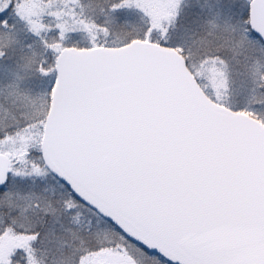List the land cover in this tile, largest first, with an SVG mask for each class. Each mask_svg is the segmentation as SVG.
<instances>
[{
  "label": "water",
  "instance_id": "1",
  "mask_svg": "<svg viewBox=\"0 0 264 264\" xmlns=\"http://www.w3.org/2000/svg\"><path fill=\"white\" fill-rule=\"evenodd\" d=\"M249 26L264 43V0L251 1ZM43 158L173 264H264V124L212 102L173 48L63 49ZM10 174L0 153V190Z\"/></svg>",
  "mask_w": 264,
  "mask_h": 264
},
{
  "label": "rangeland",
  "instance_id": "2",
  "mask_svg": "<svg viewBox=\"0 0 264 264\" xmlns=\"http://www.w3.org/2000/svg\"><path fill=\"white\" fill-rule=\"evenodd\" d=\"M251 1L136 0L140 5L129 7L140 13L137 30L146 37L134 40L171 42L174 47H166L186 58L190 73L213 102L264 122V48L249 26ZM8 3L0 0V12ZM19 3L17 15L38 38L36 46H24L26 53L12 56L9 65L0 59V95L6 101L0 100V153L9 157L11 167L0 203L21 210L11 214L14 226L28 230L45 224L48 234L37 238L0 233V264H11L23 252L28 264H169L128 241L84 206L40 161L41 155L45 161L44 126L57 56L65 48L125 46L132 42L131 29L107 32L77 17L82 13L74 10L75 5L81 9L76 0ZM93 15L98 12L93 10ZM2 44V51H16L21 40L0 33ZM2 220L0 228L7 222ZM48 243L53 245L49 249Z\"/></svg>",
  "mask_w": 264,
  "mask_h": 264
},
{
  "label": "trees",
  "instance_id": "3",
  "mask_svg": "<svg viewBox=\"0 0 264 264\" xmlns=\"http://www.w3.org/2000/svg\"><path fill=\"white\" fill-rule=\"evenodd\" d=\"M21 1H23V0H8V2H9L8 5L4 8V10L2 12H0V33H3L6 36H10L11 38L14 37V35H15L18 37L19 40H21L20 47H15L16 51L12 50V48H9V50L3 49V51H2L1 47L4 44L0 45L1 46L0 47V59H2V64L4 66L9 65L10 59L12 60L13 59L12 56H14L15 54L26 53V51L24 50V46L29 48L28 45L33 43L36 46V43H37L35 40H36V38H38V36H36V34H34V33L31 34L32 32L30 33L27 30L28 27L25 24V20H23L21 18V16L19 17L17 15L16 7H18V4H20L19 2H21ZM76 1L80 2L79 4H80L81 9L77 5H75L74 10L77 9L78 12L82 13V15L77 16V17H81L83 20H85L87 22H90V21L94 22L93 24L94 25L97 24L100 29L107 30V32H109V31L117 32V31H120L119 29H121V27H124L126 29L130 28L131 29L130 33L133 36L129 39L130 41H133L135 38L146 37V34L141 32L140 30H137V26L139 24H141L140 21L142 20L139 16L140 13H138V12L136 13V12L130 10L131 8L129 7V5H133V7H134V5L139 6L140 5L139 2L134 4V1H136V0H76ZM98 9H99V11H98ZM93 10H96L98 12V16L93 15ZM10 33L12 35H10ZM253 35H254L253 38L258 41V43L261 45L262 48H264L263 42L255 34H253ZM74 42H73V44H74ZM152 42L159 44V45H162V46H165V47L166 46L174 47L171 42L165 41L166 44H163V42L158 41V40H155ZM77 44H79V43H77ZM118 46L122 47L123 44L118 45ZM0 76H2V75H0ZM54 83H55V79H54V82L52 84V88H51L50 92H52V89L54 87ZM50 94L52 95V93H50ZM0 100L2 102H6L3 99V97H1V95H0ZM50 102H51V96L49 97V108H50ZM3 130L4 129H2L1 131H3ZM5 131L7 132V130H5ZM40 161L44 165H46L45 161L42 160V155L40 157ZM67 188L70 191V193L74 196V198H76V195L73 193V191L69 187H67ZM5 189H3V191L1 192V195L3 194ZM82 204H84V206H87L84 202H82ZM87 207L91 211H94L89 206H87ZM16 212H21V210L18 208H15V206L14 207H12V206L8 207V206H5L3 203H0V220L3 219L2 222H4L5 220L7 221L0 228V233H2V234L15 233V234H30V235L34 234V235H37V238H44L48 234V231L46 228L47 225H45V224L41 225V227H38V226L37 227H31L28 230H25V228H23V227L14 226V224H12V222H11L12 221L11 218H12V215H14L13 213H16ZM96 213L100 217H102L104 221L110 223L115 229H117L120 233H122L123 236L128 241H130L131 243L136 244L137 246L141 247L137 243L130 240L110 220H108L106 217H104L100 213H98V212H96ZM25 214H27V212H25ZM8 223L10 226L8 225ZM47 245H48V249L53 246L51 243H48ZM141 248L145 252H147L148 254L159 257V258L163 259L164 261H166L167 263L171 264L170 262L165 260L162 256H160L156 253H153V252H149V251L145 250L143 247H141ZM31 249L33 251V254L35 255V253H37L36 248L34 246H32ZM11 264H28V258L25 255V253L23 252V254L18 259L13 258ZM51 264H54V262H52Z\"/></svg>",
  "mask_w": 264,
  "mask_h": 264
}]
</instances>
